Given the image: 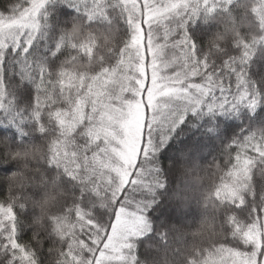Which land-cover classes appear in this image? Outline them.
Here are the masks:
<instances>
[{"label": "snow or ice", "instance_id": "snow-or-ice-1", "mask_svg": "<svg viewBox=\"0 0 264 264\" xmlns=\"http://www.w3.org/2000/svg\"><path fill=\"white\" fill-rule=\"evenodd\" d=\"M0 264H264V0H0Z\"/></svg>", "mask_w": 264, "mask_h": 264}, {"label": "trees", "instance_id": "trees-1", "mask_svg": "<svg viewBox=\"0 0 264 264\" xmlns=\"http://www.w3.org/2000/svg\"><path fill=\"white\" fill-rule=\"evenodd\" d=\"M201 175H202V174H201ZM184 179H186L187 182H189L190 184H193V185H194V183H195L193 177H187V178H184ZM173 182L175 183V179H174ZM162 243H163V242H162ZM169 243H174L173 237H171V236L169 237ZM177 246H178V245H177ZM158 258H159V254H158Z\"/></svg>", "mask_w": 264, "mask_h": 264}]
</instances>
